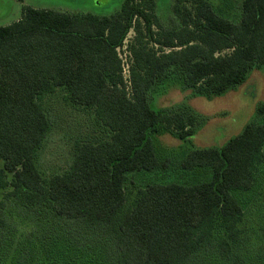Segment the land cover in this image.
<instances>
[{
    "label": "trees",
    "instance_id": "obj_1",
    "mask_svg": "<svg viewBox=\"0 0 264 264\" xmlns=\"http://www.w3.org/2000/svg\"><path fill=\"white\" fill-rule=\"evenodd\" d=\"M240 4L236 23L207 0H173L172 28L155 0L102 17L23 6L0 27V264H264V232L243 227L264 166V105L223 147L189 151L177 181L160 177L174 160L154 140L188 141L200 121L189 107L153 109L167 81L215 96L264 66V0ZM131 31L125 78L118 50ZM49 100L87 126L72 165L46 177ZM197 173L210 178L193 183Z\"/></svg>",
    "mask_w": 264,
    "mask_h": 264
},
{
    "label": "rangeland",
    "instance_id": "obj_2",
    "mask_svg": "<svg viewBox=\"0 0 264 264\" xmlns=\"http://www.w3.org/2000/svg\"><path fill=\"white\" fill-rule=\"evenodd\" d=\"M123 1L24 0L23 3H20L17 0H0V27L8 26L18 21L21 17L23 6L65 13H92L102 17L111 16L118 12ZM207 1L225 17H229L236 23L240 21L242 12L240 0ZM155 4V12L162 26L172 28L179 24V20L173 12V0H155ZM133 37L134 32L131 31L124 47L118 50L125 63L128 59L126 44ZM60 103L50 102V100L45 102L47 112L52 122L56 125L48 137L40 158V169L46 177L61 173L72 165L74 160V136L84 134L82 131L87 126V124H83L81 115L63 108L62 106L65 107L64 102ZM151 105L155 110H173L185 106L193 109L199 116V124L195 129L194 135L188 141L181 140L169 131L154 136L160 154L162 156L167 155L171 160H174V169L168 174L161 175V172L160 177L177 181V177L184 175L178 172V164L189 151L213 147L221 148L230 139L240 135L246 125L258 121L257 108L259 105H264V66L260 69L252 70L244 83L215 96L199 95L194 93L192 89L183 87L179 81H167L156 91ZM200 173L195 174V176ZM209 178L210 176L207 174H204V176L199 175L196 180H193V183L202 182ZM132 180L140 183L141 176H134ZM258 181V190L251 193L248 197L243 196V200L248 199V202L255 197L251 207L246 212L243 224L247 231L246 233L251 236L264 232V166L260 170ZM5 192V190L0 188V203ZM129 192L132 199L133 189L131 185ZM13 220L20 229L30 230L32 228L30 223L15 215H13Z\"/></svg>",
    "mask_w": 264,
    "mask_h": 264
},
{
    "label": "built area",
    "instance_id": "obj_3",
    "mask_svg": "<svg viewBox=\"0 0 264 264\" xmlns=\"http://www.w3.org/2000/svg\"><path fill=\"white\" fill-rule=\"evenodd\" d=\"M121 57V56H120ZM122 58V57H121ZM123 60V59H122ZM123 63H124V65H123V73H124V76H125V78H128V68H129V66H128V64H127V62L125 63L124 62V60H123Z\"/></svg>",
    "mask_w": 264,
    "mask_h": 264
}]
</instances>
